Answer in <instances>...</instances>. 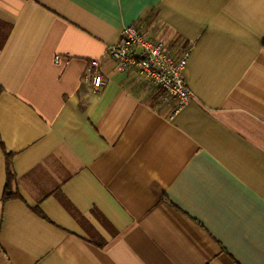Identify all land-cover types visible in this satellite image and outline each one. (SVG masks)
Returning a JSON list of instances; mask_svg holds the SVG:
<instances>
[{"label":"crops","instance_id":"1","mask_svg":"<svg viewBox=\"0 0 264 264\" xmlns=\"http://www.w3.org/2000/svg\"><path fill=\"white\" fill-rule=\"evenodd\" d=\"M135 22L182 108L104 59ZM0 141V264H264V0H0Z\"/></svg>","mask_w":264,"mask_h":264},{"label":"built area","instance_id":"2","mask_svg":"<svg viewBox=\"0 0 264 264\" xmlns=\"http://www.w3.org/2000/svg\"><path fill=\"white\" fill-rule=\"evenodd\" d=\"M189 54V48H184L179 55L172 52L162 40L152 38L140 22H135L121 29L120 39L107 48L104 59L122 71L134 68L141 80L157 88L162 101L176 110L185 106L193 96L184 80ZM58 59L55 57L56 62ZM103 64L102 59H92L88 64L86 78L95 90L104 83Z\"/></svg>","mask_w":264,"mask_h":264},{"label":"trees","instance_id":"3","mask_svg":"<svg viewBox=\"0 0 264 264\" xmlns=\"http://www.w3.org/2000/svg\"><path fill=\"white\" fill-rule=\"evenodd\" d=\"M0 145L2 147V149L4 150L2 143L0 141ZM4 156H5V164H6V183L4 186V190H3V194H2V200H8V199H12V198H18L19 194L17 192L16 189H13V180H14V173L12 171V167H11V154H8L6 151L3 152ZM54 194H58L57 191L54 192ZM62 204L65 206V208L67 210H69L75 217H77L79 214H77V212H75L73 210V208L71 207V205L69 204V202L67 200H65L64 198L61 199ZM39 215L43 216L42 212L39 210V208H35L34 209Z\"/></svg>","mask_w":264,"mask_h":264}]
</instances>
